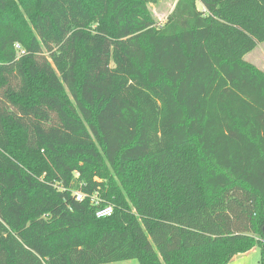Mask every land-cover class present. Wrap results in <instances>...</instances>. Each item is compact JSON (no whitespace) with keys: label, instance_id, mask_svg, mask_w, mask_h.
<instances>
[{"label":"trees","instance_id":"obj_1","mask_svg":"<svg viewBox=\"0 0 264 264\" xmlns=\"http://www.w3.org/2000/svg\"><path fill=\"white\" fill-rule=\"evenodd\" d=\"M262 42L264 0H0V264H264Z\"/></svg>","mask_w":264,"mask_h":264},{"label":"rangeland","instance_id":"obj_2","mask_svg":"<svg viewBox=\"0 0 264 264\" xmlns=\"http://www.w3.org/2000/svg\"><path fill=\"white\" fill-rule=\"evenodd\" d=\"M177 0H148V6L154 16V18L157 20L158 25H163L169 14L173 11L175 4ZM245 59L248 63L254 65L257 69L262 71L264 73V42L259 43L256 48H254L251 52L246 54ZM259 252H257L256 255L252 253L251 255L247 256L248 261L245 262L244 259L239 258L236 262H231L229 264H260V258H261V250L259 247H257ZM139 263L137 259H130V260H124L110 263V264H134ZM109 264V263H106Z\"/></svg>","mask_w":264,"mask_h":264},{"label":"built area","instance_id":"obj_3","mask_svg":"<svg viewBox=\"0 0 264 264\" xmlns=\"http://www.w3.org/2000/svg\"><path fill=\"white\" fill-rule=\"evenodd\" d=\"M16 47L18 48V50L20 51L21 54L24 53V51L22 50V48L19 44H17ZM74 195L77 198V200H80V201H83L86 198H90L92 203H94L95 205L98 206L97 211H96L97 217H100V218L108 217L114 213V206L111 204L102 206V204H101L102 201H101L99 195L96 193L88 194V193H85L83 191H75Z\"/></svg>","mask_w":264,"mask_h":264},{"label":"crops","instance_id":"obj_4","mask_svg":"<svg viewBox=\"0 0 264 264\" xmlns=\"http://www.w3.org/2000/svg\"><path fill=\"white\" fill-rule=\"evenodd\" d=\"M257 247H254L252 250H250V251H248V252H246V253H242V254H238V255H236V256H234V258L231 260V262H236L237 260H239V258H241V259H244V258H246V259H244L245 260V262L247 263V261H248V257L247 256H249V255H251L252 253H254V255H256L257 254V252H259L258 251V249H256ZM240 262H241V260H240ZM240 262H238V264H240ZM112 263H114V262H112ZM118 263V262H117ZM230 263V262H229ZM228 263V264H229ZM110 264V263H109ZM134 264H139V263H134Z\"/></svg>","mask_w":264,"mask_h":264},{"label":"water","instance_id":"obj_5","mask_svg":"<svg viewBox=\"0 0 264 264\" xmlns=\"http://www.w3.org/2000/svg\"><path fill=\"white\" fill-rule=\"evenodd\" d=\"M263 232H264V228H263Z\"/></svg>","mask_w":264,"mask_h":264}]
</instances>
